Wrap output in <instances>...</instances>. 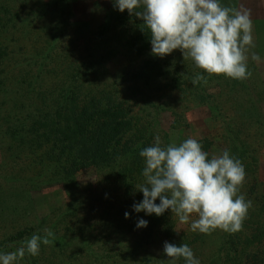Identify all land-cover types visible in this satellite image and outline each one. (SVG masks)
<instances>
[{"label":"trees","instance_id":"obj_1","mask_svg":"<svg viewBox=\"0 0 264 264\" xmlns=\"http://www.w3.org/2000/svg\"><path fill=\"white\" fill-rule=\"evenodd\" d=\"M81 7L102 9L101 24L87 27ZM250 64L251 77L234 80L179 50L154 56L143 21L114 0H0V253L48 228L52 244L18 264H164L165 242L187 244L200 264H264V71ZM197 72L207 85L192 84ZM197 108L217 123L202 149L214 154L217 138L245 167L252 207L234 234L133 209L140 151L157 134L176 143Z\"/></svg>","mask_w":264,"mask_h":264},{"label":"clouds","instance_id":"obj_2","mask_svg":"<svg viewBox=\"0 0 264 264\" xmlns=\"http://www.w3.org/2000/svg\"><path fill=\"white\" fill-rule=\"evenodd\" d=\"M114 6L143 21L154 56L163 58L179 50L184 61L191 60L208 77H251L248 59L255 43L250 10L225 6L221 0H114ZM251 59L259 62L260 56L251 52ZM201 82L207 85L208 78L197 72L192 84ZM139 155L145 163L144 182L137 186L143 200L133 205L135 212L162 216L170 209L180 224L201 234L242 230L252 202L241 194L245 167L228 150L209 156L195 138L165 146L157 134L154 144ZM147 226L144 219L137 222V228ZM43 231V236L33 234L15 251L0 253V264H18L26 254L39 255L41 243L48 246L55 239L51 229ZM163 255L168 258L164 264H177L181 258L185 264H200L184 243L165 242Z\"/></svg>","mask_w":264,"mask_h":264},{"label":"rangeland","instance_id":"obj_3","mask_svg":"<svg viewBox=\"0 0 264 264\" xmlns=\"http://www.w3.org/2000/svg\"><path fill=\"white\" fill-rule=\"evenodd\" d=\"M244 1L245 2L242 3L241 8L248 9L251 12V19L253 23V37L255 43V48L250 49L248 64H250V62H254L251 59V52H255L260 56V61H255L256 65H258L261 70L264 71V0H250L251 4H249V2H246V0ZM252 6H254L255 8L253 9ZM85 9L81 7L80 11H78L79 17H81L82 21L86 22L87 27L95 29L102 22L103 10L100 9L91 11V9H88L87 13L85 14L83 12ZM191 115V128L188 130H182L176 135V144L181 143L189 137L198 140L201 138H212L216 136L215 128L217 127V123L211 121V114L208 109L197 108L192 112ZM215 140L217 141V147L215 148L213 153L220 154L222 153V146L219 142V139L215 138ZM262 174L264 176V164ZM208 249L210 250V248Z\"/></svg>","mask_w":264,"mask_h":264}]
</instances>
